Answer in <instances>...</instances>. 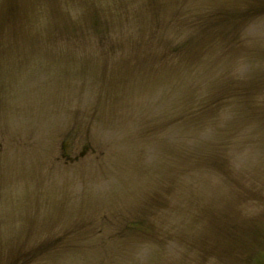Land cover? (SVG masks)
Masks as SVG:
<instances>
[{"label": "rangeland", "instance_id": "1", "mask_svg": "<svg viewBox=\"0 0 264 264\" xmlns=\"http://www.w3.org/2000/svg\"><path fill=\"white\" fill-rule=\"evenodd\" d=\"M0 264H264V0H0Z\"/></svg>", "mask_w": 264, "mask_h": 264}]
</instances>
